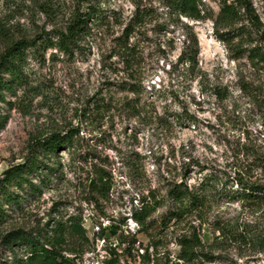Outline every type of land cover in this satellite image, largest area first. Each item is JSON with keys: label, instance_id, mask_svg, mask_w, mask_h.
I'll return each mask as SVG.
<instances>
[{"label": "rangeland", "instance_id": "374dc122", "mask_svg": "<svg viewBox=\"0 0 264 264\" xmlns=\"http://www.w3.org/2000/svg\"><path fill=\"white\" fill-rule=\"evenodd\" d=\"M249 1L259 21L243 14L216 28L222 4L236 0H204L201 20L179 16L166 0H0V53L16 40L44 44L28 49L24 83L0 100V114L9 116L0 130V178L24 162L32 139L77 133L42 192L21 193L22 208L6 206L12 216L0 227V264L12 261L3 242L10 230L49 232L79 220L89 240L68 235L64 254L75 264H105L111 245L95 234L125 221L138 231L132 212L150 191L161 250L176 258L175 220L166 229L162 221L176 208L167 195L176 182L211 179L208 244L220 234L211 226L217 221L264 232V206L231 199L242 180L264 185V63L249 56L264 52V0ZM90 9L96 15L72 54L42 41ZM185 49L197 53L194 64L182 59ZM44 170L33 175L38 186ZM102 175L105 194L94 191ZM137 238L149 241L142 232ZM213 247L214 261L198 264H264V245L231 236Z\"/></svg>", "mask_w": 264, "mask_h": 264}, {"label": "trees", "instance_id": "16d2710c", "mask_svg": "<svg viewBox=\"0 0 264 264\" xmlns=\"http://www.w3.org/2000/svg\"><path fill=\"white\" fill-rule=\"evenodd\" d=\"M166 4L172 12L179 16L201 20L206 18L204 0H166ZM242 10L244 12L242 13ZM248 15L252 21H259L255 14L252 3L249 0H236V4L224 2L221 11L215 21L216 28L219 26H231L242 16ZM96 15L95 11L80 12L69 23L66 31L56 32L53 36L47 37L42 41L48 48L55 47L60 52L72 54L79 40L89 28L91 19ZM139 12L137 13V16ZM130 26V25H129ZM126 29L127 40L131 36L130 27ZM36 40L26 41L25 39L11 42L3 52L0 53V100L7 101L5 93L15 92L17 87L25 81L23 65L27 61L28 49L40 47ZM197 53L193 50L185 49L182 59L189 60L192 64L196 62ZM249 56L264 63V52L253 49ZM129 60V59H128ZM190 119V118H189ZM9 122V116L0 114V130L5 128ZM76 131L72 128L65 132H53L49 135L32 139L29 153L24 162L11 165L0 178V227L9 221L12 214L6 208L13 202L21 206V193L32 194L42 192V186L51 180L56 172L60 171V153L70 149L75 145ZM46 161L48 163H46ZM42 166H45L40 177L41 186L35 184L33 178L38 175ZM240 188L233 191L231 199L241 201H252L253 203L264 206V185L248 184L243 180L238 182ZM211 179H205L200 185H189L185 182H176L168 189L167 195L173 198L176 208L167 212L168 219H162L165 229L175 220L176 225V244L179 247L176 258L172 257L171 252L161 250L162 242L155 226L157 222L151 219L156 210L155 196L153 191L147 196L141 197V205L135 207L132 212V219L140 227L133 232L130 228H125L127 222L122 224H112L109 227L100 226L99 237L110 244V253L105 260V264H136L140 257L142 264H198L204 261L213 262V246L223 238L231 236L239 237L245 242L254 245H264V232H258L249 227L241 230H234L228 225L220 222L211 224L212 228L219 231L212 244H208L202 238V228L207 223V210L211 203L209 194L212 190ZM95 192L105 194L110 187L101 176ZM18 190L16 192V190ZM25 197V196H24ZM161 221V222H162ZM166 223H165V222ZM73 226H56L49 232L35 233L24 228H14L3 236V242L9 247L13 257L10 264H75L74 258L65 255V243L68 235L78 233L87 240V230L83 226V220L76 221ZM107 231L110 236L106 237ZM145 233L149 241L143 243L137 238L138 233ZM113 238L115 242L111 241ZM118 243L114 246L113 243ZM139 243L136 250V244ZM144 251L141 253L140 250ZM151 249H153L151 251Z\"/></svg>", "mask_w": 264, "mask_h": 264}]
</instances>
